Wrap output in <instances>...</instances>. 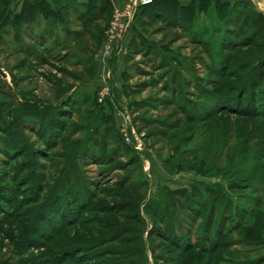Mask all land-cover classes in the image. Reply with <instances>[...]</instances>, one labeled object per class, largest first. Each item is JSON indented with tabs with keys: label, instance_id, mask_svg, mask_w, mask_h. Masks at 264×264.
<instances>
[{
	"label": "rangeland",
	"instance_id": "obj_1",
	"mask_svg": "<svg viewBox=\"0 0 264 264\" xmlns=\"http://www.w3.org/2000/svg\"><path fill=\"white\" fill-rule=\"evenodd\" d=\"M172 9L0 30V264H264V31Z\"/></svg>",
	"mask_w": 264,
	"mask_h": 264
},
{
	"label": "trees",
	"instance_id": "obj_2",
	"mask_svg": "<svg viewBox=\"0 0 264 264\" xmlns=\"http://www.w3.org/2000/svg\"><path fill=\"white\" fill-rule=\"evenodd\" d=\"M102 1L106 4L102 7L104 9L107 6V2L105 0H92L90 4L83 6L92 5V10H96L98 14H103V9L99 6V2L101 3ZM1 4L4 7L3 10H0L1 31H8L7 29L12 28V26L16 27L18 24L19 27L20 25H33L37 22V19L40 16L46 20L54 17V20L61 24L63 20L62 13L67 10V6L56 10L52 6V3L46 0H35L34 2L26 1L19 12H17L13 7V0H0V5ZM144 7L153 9L155 16H163L173 7L172 10H176L174 12H177L176 14L179 16L180 22H187L189 25H193L197 15L206 14L209 16L210 11H216L220 16L222 13L228 12L229 17L224 22L226 23V21H229V23H231L230 26L237 28L239 25L240 27H247L250 25V21H252L253 27H257L259 30L264 31V13L258 8L245 2L231 4L222 2L221 0H193L190 5L182 6L175 0H156L152 4ZM240 7H243L242 12H238L237 10ZM187 15L194 17H192L193 19L191 20H187ZM85 16L86 15L83 14L82 18H86ZM86 99L88 101L85 102H90V100L95 102V97L90 95L86 97ZM95 105L97 108H94L95 110L92 112H97V114L92 119V123H102L106 129L111 131L110 134H116V130L113 126V104L110 100H107L104 104L96 103ZM247 214L248 213L243 212V216H247Z\"/></svg>",
	"mask_w": 264,
	"mask_h": 264
},
{
	"label": "crops",
	"instance_id": "obj_3",
	"mask_svg": "<svg viewBox=\"0 0 264 264\" xmlns=\"http://www.w3.org/2000/svg\"><path fill=\"white\" fill-rule=\"evenodd\" d=\"M26 1H31L34 2L35 0H13V5H18V8H16L17 12L21 11L23 4ZM52 4H54V6H57L59 8H64L68 5V3H74L77 4L79 6H83V5H88L92 2V0H46ZM107 2V6L102 10L103 14H108V13H112L111 15H114V13L121 8H124L125 6H127L128 4V0H105ZM156 1V0H154ZM177 1L180 5L182 6H188L190 5L193 0H175ZM222 2L225 3H231V4H235V3H239V2H245L248 3L256 8H258L261 12L264 13V0H221ZM126 46H123L122 52H120V55H117L116 61L117 63H121L124 61L125 58V51ZM111 59H115V57L111 58ZM94 71L96 73V77L99 78V74L102 72V70H99L98 67H101V63H103V58H101V55H97L94 58ZM109 62V61H108ZM103 65V64H102ZM103 80V78H102ZM101 79H95L91 82V84H93L92 86L97 85V87H101V85L104 83ZM95 91H98V88H94ZM94 89L92 90V93L94 94ZM105 103V102H104ZM103 103V104H104Z\"/></svg>",
	"mask_w": 264,
	"mask_h": 264
},
{
	"label": "built area",
	"instance_id": "obj_4",
	"mask_svg": "<svg viewBox=\"0 0 264 264\" xmlns=\"http://www.w3.org/2000/svg\"><path fill=\"white\" fill-rule=\"evenodd\" d=\"M154 2V0H128L127 6L123 9L122 12L119 13V10L115 12V16L112 21V28L111 31L108 35V41L105 46L104 50V59L105 61L110 60L113 57V53L115 50L119 48L114 47L115 42L118 41H125L127 32L129 28L131 27L132 22L134 21V16L136 14V11L140 5L142 6H147L150 5ZM121 15L124 17V20L120 22V17ZM123 46L120 47V52H122ZM109 78H111L110 74H107L103 78V82H106ZM103 100V98H102ZM126 132V131H125ZM135 139V133L134 131H131V133L126 132V140L127 142H131ZM136 148L141 151V146L140 144L136 145Z\"/></svg>",
	"mask_w": 264,
	"mask_h": 264
},
{
	"label": "water",
	"instance_id": "obj_5",
	"mask_svg": "<svg viewBox=\"0 0 264 264\" xmlns=\"http://www.w3.org/2000/svg\"><path fill=\"white\" fill-rule=\"evenodd\" d=\"M0 75H2L3 77H6L5 73L2 70H0Z\"/></svg>",
	"mask_w": 264,
	"mask_h": 264
}]
</instances>
